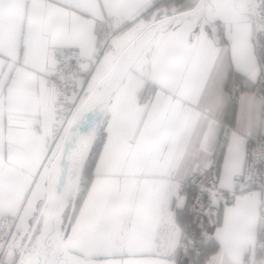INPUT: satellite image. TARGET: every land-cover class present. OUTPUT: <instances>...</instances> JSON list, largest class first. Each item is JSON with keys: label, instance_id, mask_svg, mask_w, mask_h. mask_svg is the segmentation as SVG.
Returning <instances> with one entry per match:
<instances>
[{"label": "snow or ice", "instance_id": "1", "mask_svg": "<svg viewBox=\"0 0 264 264\" xmlns=\"http://www.w3.org/2000/svg\"><path fill=\"white\" fill-rule=\"evenodd\" d=\"M0 264H264V0H0Z\"/></svg>", "mask_w": 264, "mask_h": 264}]
</instances>
